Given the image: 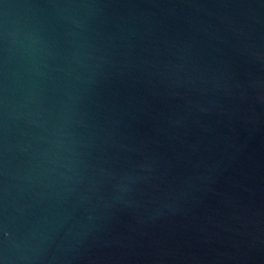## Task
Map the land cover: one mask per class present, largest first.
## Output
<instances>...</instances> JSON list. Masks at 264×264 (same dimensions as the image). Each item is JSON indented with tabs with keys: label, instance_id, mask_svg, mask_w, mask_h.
<instances>
[{
	"label": "water",
	"instance_id": "95a60500",
	"mask_svg": "<svg viewBox=\"0 0 264 264\" xmlns=\"http://www.w3.org/2000/svg\"><path fill=\"white\" fill-rule=\"evenodd\" d=\"M0 264H264V0H0Z\"/></svg>",
	"mask_w": 264,
	"mask_h": 264
}]
</instances>
